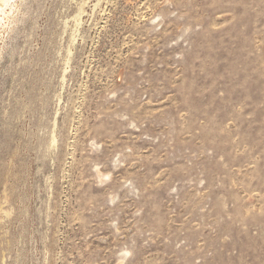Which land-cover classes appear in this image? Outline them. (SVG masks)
Listing matches in <instances>:
<instances>
[{"label": "rangeland", "instance_id": "obj_1", "mask_svg": "<svg viewBox=\"0 0 264 264\" xmlns=\"http://www.w3.org/2000/svg\"><path fill=\"white\" fill-rule=\"evenodd\" d=\"M0 264H264V0H10Z\"/></svg>", "mask_w": 264, "mask_h": 264}, {"label": "bare ground", "instance_id": "obj_2", "mask_svg": "<svg viewBox=\"0 0 264 264\" xmlns=\"http://www.w3.org/2000/svg\"><path fill=\"white\" fill-rule=\"evenodd\" d=\"M10 0H0V14L4 12V7L9 6Z\"/></svg>", "mask_w": 264, "mask_h": 264}]
</instances>
